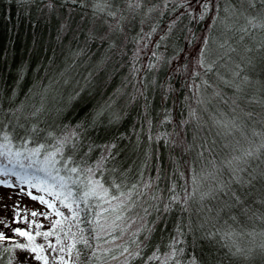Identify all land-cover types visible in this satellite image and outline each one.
Returning <instances> with one entry per match:
<instances>
[{
	"label": "trees",
	"instance_id": "16d2710c",
	"mask_svg": "<svg viewBox=\"0 0 264 264\" xmlns=\"http://www.w3.org/2000/svg\"><path fill=\"white\" fill-rule=\"evenodd\" d=\"M204 2L209 11L201 20ZM218 2L0 0V144L6 143L5 134L13 153L43 144L38 162L20 159L28 177L48 179L38 171L45 154L75 132L62 156L56 157L60 175H68L63 164L71 157L68 166L79 167L84 184L86 169L91 168L92 179L108 187L110 195L132 191L128 203L135 202L125 216L136 222L114 243L105 241L120 236L119 229L94 239V224L88 221L97 211L95 199L89 200L91 211L80 204L85 210L79 228L93 248L78 244L79 261L75 251L68 256L71 239L59 226L53 228L52 222L63 218L47 210L45 220L51 226L46 232L55 234L46 245L59 249L61 244L52 238L58 234L68 261L84 264L99 244L101 258L93 264H123L118 245L126 243L131 250L136 239L141 255L129 264H264V184L233 183L240 204L227 190L213 191L218 181L232 178L228 160L264 143V72L259 58L264 28H252L242 17L230 21L232 31L213 25V19H219L213 7ZM260 7L258 2L249 12L256 15ZM242 26L249 28L247 34L235 30ZM200 60L212 70L206 71ZM38 108L41 111L33 115ZM98 112L102 115L97 118ZM7 161L8 156H0L1 164ZM262 169L264 149L248 166L249 172ZM240 176L248 178L247 172ZM114 184L120 185L119 191ZM208 192L212 195L201 199ZM144 208L149 214L141 221ZM57 209L71 216L59 200ZM32 220L37 225V218ZM68 223L78 233L71 221L64 223L65 231ZM144 223L151 233L133 237ZM146 235L149 239L144 240ZM107 249L112 251L103 254ZM153 254L158 259H149ZM14 257L10 244L0 241V264H16Z\"/></svg>",
	"mask_w": 264,
	"mask_h": 264
},
{
	"label": "snow or ice",
	"instance_id": "6c2138e0",
	"mask_svg": "<svg viewBox=\"0 0 264 264\" xmlns=\"http://www.w3.org/2000/svg\"><path fill=\"white\" fill-rule=\"evenodd\" d=\"M199 3V0H197ZM261 5L260 9L257 11L256 15H253L249 12V9L256 10L257 9V3ZM105 3L107 5V0H105ZM215 11L217 13V16L219 19H213V25H221L226 31H232L233 25L230 23L233 18L239 19L244 18L247 20V24L250 25L252 28H264V0H221V2L216 3L214 6ZM203 11L200 14V19L203 20L205 16L207 15L209 11V4L207 2H204L202 4ZM101 12L104 11V8L101 7L99 9ZM223 13V16H219L220 13ZM108 15L115 16L116 13L109 11ZM259 21V22H257ZM236 31L240 33L247 34L249 32V28L247 26H242L238 29H235ZM243 35L240 36V39L243 40ZM103 39V37H101ZM205 44H207V41H205ZM221 48L224 47V44L220 45ZM260 47L264 49V44H261ZM232 51H235V49H232ZM246 52L253 51L252 48H246ZM205 52H201V56H204ZM259 58L261 62V71L264 72V51L259 53ZM199 63L201 66L206 67V71H211L212 67L211 65H206L204 60H200ZM248 64H252L253 60L252 58H249L247 60ZM239 67V65L237 66ZM63 76L64 73H61ZM235 75L239 76L240 73L236 72ZM245 81H247V77H243ZM64 83L67 84L69 81L67 79L64 80ZM47 91V89L45 90ZM43 103V98H42ZM41 111V109H36V112L33 113L35 115ZM102 115V112L97 113V118ZM95 122V121H94ZM33 132H36L37 129L33 127ZM51 136V133H49ZM76 133L73 132L70 134V136H65L63 140L58 142V146L56 147L55 151L48 152L44 156L43 161V167L38 169V171L46 173V176L48 179H38L36 177H21L18 173L15 172V168L19 167L23 169L25 165L21 161V157L23 159L29 160V161H37L39 160V156L41 153V150L45 147L43 144L39 145L36 148L27 149L25 148L24 152H21L20 150H17L15 153L11 151V140L9 139L8 135L5 134L3 139L6 143L0 144V156H8L9 157V164L13 165L12 174L17 175L18 178L23 183H28L30 187H35L39 191H46L49 195L53 196L55 200H59L60 204L67 208L69 212H71V216H65L63 212H61L59 209L55 208V204L53 201L45 200L43 196L37 197V196H31V193L29 192L28 195L31 196L33 200H39L40 203L46 204L50 209H54V213L57 217H62L63 220L57 219L53 221V228L55 229L57 226L60 227V231L64 233V236L66 239L70 238L71 243H69L67 247V253L69 257H72L73 251H75V261H79L82 255L81 249L77 247L78 244H82L84 246V249H92V244L89 243V239L84 235V229L79 228V225L83 222L81 219V212L85 209L88 211L92 210L93 205L89 204L90 199H95L96 203L94 207L97 209L95 212V216L93 221H88L89 224H94V227L92 228V231L95 233L94 239L99 241L102 239V237L105 234L112 235L117 229L120 230L121 235L115 236L112 235L111 240H106L105 243H114L118 239H122L123 233L128 230V228L131 227L132 224L136 222L135 219L132 218H126L125 213L128 211H131L135 207V202L128 203V201L132 200V191H129L127 193L120 192L119 195H110V189L108 187H105L104 184L100 180H94L92 179L93 169L88 168L86 169L88 175L87 183L84 184L79 179V173L80 169L79 167H69V163H71V157H69L67 160H65L63 164V170H65L68 175L67 176H61V168H57L56 165L60 163L59 160L56 159L57 155L60 154L62 156L63 149L65 147V144L69 142L71 137H75ZM78 138V137H77ZM114 147V145H113ZM6 149V151H5ZM261 149H264V143L260 144L258 148L256 149H247L244 150L241 155L239 156H233L230 160L227 161L228 169L231 173V180L228 182L224 181H218V189H215L213 191H220L225 192L227 190V194H230L232 197H234L237 204L242 203L240 196L237 194L236 191H233L231 188V185L233 183L239 184L241 186H244L245 184H252L253 181L259 180L264 184V169L256 173L255 171H248L249 161L251 159H258L261 154ZM15 156V160H13L11 157ZM29 167H31V164H29ZM247 172L248 178L247 180L243 179L240 176V173ZM0 174L8 175V170L6 167H0ZM72 174H77V177L73 179ZM215 179V177H213ZM36 181L35 183L33 181ZM193 182L196 183V178L193 177ZM0 183H4L7 185V182L0 181ZM11 186V185H7ZM74 187L76 189H83L82 191L76 190L74 191ZM113 187H115L118 191L120 189L119 184H114ZM145 187H149V185H145ZM133 189L136 188L135 185L132 186ZM212 195V192L205 193L202 195L201 199H203L205 196ZM172 200L179 203L178 197L173 196ZM116 201L115 204L112 202ZM83 203L85 205V209L80 208V204ZM186 203V201H185ZM261 203H264V200L261 201ZM108 205V207H104V205ZM226 207H232L233 205H229L226 203ZM165 210H168V206H165ZM187 211V208L184 209ZM144 216H139L138 219L141 221H145V217L149 214L148 209L144 208ZM33 216H36L37 213L33 212ZM75 222V226L78 228V233L72 232V223H68L67 225V231H65V228L63 227L65 222ZM120 222V223H118ZM121 224L124 226L121 227ZM37 228H39V225H36ZM18 235L22 237H27L29 244H17L15 245L16 248L21 250H27L30 253H35V259L36 260H43L44 264H48V259L46 256H43L41 253L44 251V245L40 244H34L33 241L35 240V236L31 235L29 232L21 230L19 228L14 230ZM141 231H146L149 234L151 233V229L147 228V224L144 223L142 225L141 229H137V232H133L132 236L136 237L137 234ZM54 231H47V232H36V236H44L45 238H48L52 235H54ZM0 239H5L3 234H0ZM149 239V236H144V240ZM56 242L57 244H61L60 252L65 251V246L62 244V241L60 239V236L56 234ZM133 245L136 247L134 249L129 248V246L126 243H122L118 245V247L121 249L120 256H124L125 259L123 261V264H129L130 259L134 260L137 257L141 255L140 250V244L137 243L136 239H133L131 241ZM48 247L53 248L55 250L54 246L52 244H49ZM100 249V245L97 244L96 249L92 250L91 256H88L87 259L84 261V264H93V260H100L101 254H98ZM112 251V249H107L103 254L106 255L107 252ZM127 254V255H125ZM28 257H25V260L21 262V264H27ZM112 260H119V257L117 255L111 256ZM149 259H158V257L153 254L152 257H149ZM75 261L73 264H75ZM61 264H69L67 260L64 259L63 256L60 257ZM193 264L195 262L193 261Z\"/></svg>",
	"mask_w": 264,
	"mask_h": 264
},
{
	"label": "rangeland",
	"instance_id": "374dc122",
	"mask_svg": "<svg viewBox=\"0 0 264 264\" xmlns=\"http://www.w3.org/2000/svg\"><path fill=\"white\" fill-rule=\"evenodd\" d=\"M0 167H6L8 170V175L0 174V181H5L7 185H11L9 187L4 183H0V234H3L5 237V239H0V241H6L10 244L13 255L15 253L13 263L15 261L16 264H21L25 260V257H28L27 264H44L43 260L35 259V253H30L27 250H21L15 247L17 244L27 245L29 241L27 237L18 235L14 230L19 228L35 237V232L37 231L41 233L46 232V228L51 226V223L47 224L45 220L46 211L50 208L46 204L40 203L38 199L33 200L31 196H43L45 200L53 201L55 208H57V200L49 195L48 192L39 191L35 187H30L28 183L21 182L17 175L12 174L13 165L0 163ZM14 170L21 177H28L24 168L18 169L16 167ZM29 192L31 196L28 195ZM50 211L53 210L50 209ZM33 212H36L37 215L33 216ZM33 218H37L39 228L32 222ZM52 238L56 241V237L53 236ZM49 240L50 238H45L41 235L37 236L33 241L34 244L44 245V251L41 254L47 257L48 264H61V256L68 261L65 256L66 252H60V248L56 250H53V248L48 249L46 243ZM71 261H68L69 264H73Z\"/></svg>",
	"mask_w": 264,
	"mask_h": 264
}]
</instances>
